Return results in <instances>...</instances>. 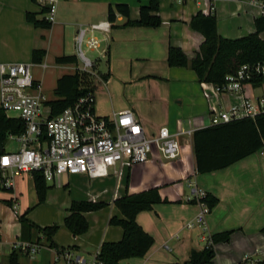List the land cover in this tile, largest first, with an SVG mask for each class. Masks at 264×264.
<instances>
[{"label":"crops","instance_id":"obj_1","mask_svg":"<svg viewBox=\"0 0 264 264\" xmlns=\"http://www.w3.org/2000/svg\"><path fill=\"white\" fill-rule=\"evenodd\" d=\"M115 4L128 5L130 20L135 21L139 17V8L148 2L63 0L56 7L51 27L42 29L26 20L28 13L34 14L38 20L45 18L40 13L43 10L40 0H0V63L28 64L30 70L41 68L44 72L48 69L46 61L55 63L57 57L68 55L67 47L69 43L72 47L75 45L74 37L80 26L107 19V7ZM210 4L213 10L203 0H159L161 25L156 28L122 27L125 19L117 15L105 43L108 72L101 76L102 80L94 83V97L95 92L106 95L109 104L105 113L96 114L110 117L113 113L130 110L148 134L156 133L161 127L168 128L171 133L179 130L193 133L211 126L210 106L223 109L236 102L229 95L214 92H209V98H206L202 83L189 67H168L166 64L169 47L180 48L188 61L198 54L204 39L189 26L191 18L198 12L215 16L220 37L237 39L255 32V21L261 17L259 4L250 0H210ZM66 31L70 32V42L65 41ZM260 38L264 40V31ZM33 50L45 51L40 63L32 61ZM56 65L63 69L57 80L75 72L64 71L62 66L66 64ZM43 72L40 79L41 73L31 71L41 89ZM114 81L133 87H128L130 89L123 96H116L111 90ZM262 92L263 88L246 86V93L252 97ZM179 143L180 155L176 161L165 162L153 153L146 163L111 169L104 178L90 179L83 167L80 170L78 166L72 167L60 178L46 181V199L40 205L37 204L32 175H22L16 179L12 193H3L5 198L0 203V249L9 257L21 233L18 216L29 210L27 219L40 228L58 225L53 237L58 249H71L88 260L103 243L118 242L122 238V229L108 223L112 217L122 218L113 202L125 195L157 189L160 198L166 202L136 216V222L154 243L143 258L125 260L122 264H183L190 252L202 250L212 235L228 231L231 232L229 242L214 246L213 264L262 260L264 148L225 169L198 174L191 139L180 138ZM76 176L79 186L71 185ZM195 188L203 189L218 202L211 208L204 226L187 229L186 224L199 211L192 191ZM13 197L16 212L6 204ZM73 201L107 204L101 210L84 214L89 228L77 237H73L64 226ZM40 206L50 209L43 222L33 218ZM49 252L53 254L54 262L55 250L49 249ZM49 258L40 255L28 262L18 259V263L51 264Z\"/></svg>","mask_w":264,"mask_h":264},{"label":"built area","instance_id":"obj_2","mask_svg":"<svg viewBox=\"0 0 264 264\" xmlns=\"http://www.w3.org/2000/svg\"><path fill=\"white\" fill-rule=\"evenodd\" d=\"M213 10L210 0H203ZM260 7L264 17V3L250 0ZM60 0H40L45 9V19L54 22L56 7ZM112 30L108 19L80 26L74 37L76 62L79 71L89 72L97 65V59L107 58L103 44ZM96 52V58L86 56L85 50ZM263 78L260 87L264 89V66L243 65L234 75L225 78L221 87L202 83L204 96L209 92L226 94L236 100L227 108L216 109L210 106L211 125L229 123L244 118H254L264 113V92L257 96L246 93V86L255 77ZM254 88V87H253ZM41 85L35 82L28 64L0 63V109L3 113L24 124L18 135L8 136L7 141L15 143V148L4 149L0 155V193H12L15 181L22 175L40 172L45 181H53L67 174L71 168L81 165L90 179L104 178L111 169L129 168L146 163L153 153L165 161H176L180 155V138L190 141L191 131L179 130L171 133L161 127L154 134H148L132 111L113 113L110 117L98 116L94 110V94L80 98L55 116H50ZM199 206L194 219L186 224L187 229L202 227L211 208L204 202L203 189L192 190ZM15 198H11L12 210L16 212ZM209 243V240H208ZM41 245L18 241L13 250L26 255H35ZM99 250L86 260L71 249L55 251L54 263L64 264H103ZM0 264H3L0 261Z\"/></svg>","mask_w":264,"mask_h":264},{"label":"trees","instance_id":"obj_3","mask_svg":"<svg viewBox=\"0 0 264 264\" xmlns=\"http://www.w3.org/2000/svg\"><path fill=\"white\" fill-rule=\"evenodd\" d=\"M263 2L264 0H256ZM146 6L139 8L137 20H130V8L126 4H115L107 7V19L114 22L119 15L125 19L122 27H149L161 25L159 0H147ZM45 9L40 13L45 15ZM26 20L34 27L49 29L51 24L45 18L36 19L34 14H27ZM189 26L203 36L199 52L194 59L188 61L180 48L169 47L166 56L168 67H189L200 83L221 87L225 78L234 75L243 65L264 66V40L260 34L264 31V17L255 21V32L237 39H226L217 34V22L214 15H204L198 12L194 15ZM45 55L44 50H33L32 61L40 63ZM56 64H74L75 55L57 57ZM106 79V76L104 77ZM263 78L260 76L250 80L254 87H260ZM95 85L89 72L75 70L73 74L62 75L56 82L55 99L46 102L50 108V116H55L80 98L94 94ZM24 130V124L19 119L7 117L0 109V155L10 135H18ZM195 169L198 174H205L225 169L232 164L262 150L264 148V113L254 118H244L225 124L211 125L195 130L191 137ZM32 179L37 196V204H43L46 199L48 186L40 172H33ZM157 189L125 195L117 198L113 204L119 210L122 218L112 217L110 226L122 229V238L118 242L103 243L99 249L98 258L103 264H122L129 259L143 258L152 247L154 240L136 222V216L143 211L151 210L156 204L164 203ZM204 202L213 208L218 200L206 195ZM10 207L11 202H7ZM107 206L103 202L73 201L68 210L69 215L64 219V226L73 237L85 234L89 225L84 214L101 210ZM27 210L18 216L21 227L19 241L40 245L41 236L45 246L61 252L53 241L58 231V225L40 228L27 219ZM264 233V228L262 229ZM231 232H221L210 237L209 243L199 251H191L188 260L183 264H213L216 256L214 246L218 243L229 242ZM20 252L13 250L8 257V264H19ZM238 264H264V258L251 262L244 260Z\"/></svg>","mask_w":264,"mask_h":264},{"label":"rangeland","instance_id":"obj_4","mask_svg":"<svg viewBox=\"0 0 264 264\" xmlns=\"http://www.w3.org/2000/svg\"><path fill=\"white\" fill-rule=\"evenodd\" d=\"M63 0H60L59 4L61 5ZM45 17V15H44ZM65 41L66 42H70V32L69 31H66L65 32ZM75 45H73V47L71 46V43H69L68 45V49H67V54L68 55H75ZM103 46H105V44L102 45L101 48H103ZM83 50H85V53H86V56L93 59V58H96L97 56V53L96 52H91V51H88L86 50L85 46L83 47ZM46 63L48 64V69H46L44 72L43 70L40 68V69H37V68H32V72L35 74H39V77L41 79L42 77V72H43V86H42V89H43V93L44 95L46 96L47 100L48 101H51L53 99H55V95H54V89H55V82L57 80V78L60 76V74H62L63 72V69L61 70L60 66L56 65L54 62H51L49 60L46 61ZM64 71H68V72H74L78 67H80V63L79 62H76L74 64H66L64 66ZM92 77H93V81L95 83V81L97 82V80L99 81V79H101V76L102 75H105L107 72H108V66H107V58L105 59H97V65L92 69ZM102 80V79H101ZM128 87H133L132 85H125L124 82H121V81H114L112 84H111V90L113 91V93L116 95V96H123L124 92L127 90V89H130ZM132 89V88H131ZM135 89V88H133ZM98 90V89H97ZM100 90V88H99ZM98 90V91H99ZM109 104V101L108 99L106 98V95H100L98 94V92H95V103H94V109L96 111V113L98 114H102V113H105L106 112V107L108 106ZM15 147V143L12 142V141H7L6 142V145H5V148L6 149H11ZM79 167V170L82 169L81 168V165L78 166ZM78 175V174H76ZM77 177H74L76 180H74V182H71V185L73 183H75L76 186H79L78 185V182H77ZM48 184H50L48 182ZM71 188H73L71 186ZM5 196L3 193H0V203H3L2 202V199H4ZM49 211L50 209L45 206V207H38L36 210H35V213L33 215V218H36L37 221H44L45 218L47 217V215L49 214ZM40 245H41V248H40V251L38 254H36L35 256H32V255H20L19 256V260L22 261H30L32 260L31 258L34 257V258H38V256L40 255H48L49 260L51 262V264H54L53 262V254L49 252V248H47L45 246V242L44 241H40ZM0 261L3 263V264H7L8 262V255H6L5 251H3L2 249H0ZM57 264H62V261H59L57 262Z\"/></svg>","mask_w":264,"mask_h":264}]
</instances>
